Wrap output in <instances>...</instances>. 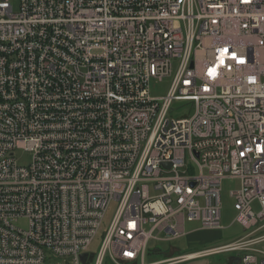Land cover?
Returning <instances> with one entry per match:
<instances>
[{
	"label": "built area",
	"instance_id": "built-area-1",
	"mask_svg": "<svg viewBox=\"0 0 264 264\" xmlns=\"http://www.w3.org/2000/svg\"><path fill=\"white\" fill-rule=\"evenodd\" d=\"M227 180L246 235L149 263L187 223L222 229ZM263 245L264 0H0V264H264Z\"/></svg>",
	"mask_w": 264,
	"mask_h": 264
},
{
	"label": "rangeland",
	"instance_id": "rangeland-1",
	"mask_svg": "<svg viewBox=\"0 0 264 264\" xmlns=\"http://www.w3.org/2000/svg\"><path fill=\"white\" fill-rule=\"evenodd\" d=\"M15 10L19 8V0H11ZM171 79H165L163 82L152 81L149 87L153 97H163L167 94L170 87ZM186 107L187 103H180L178 107ZM19 157L21 155L19 154ZM30 155L22 156L21 163L25 164L30 161ZM234 189V183L225 181L221 188V204H222V229H200L197 224H186V235L174 241L151 242L149 250L159 251L158 259H164L171 256H179L199 252L204 249L224 246L233 243L246 235L243 227L234 222L236 212L234 211V200L230 196V192ZM253 211L258 213L260 207L257 203L252 205ZM117 209L116 203H113L108 209L103 225L98 232L97 237L90 246L89 254L96 255L102 245L104 235L106 234ZM19 225L23 228L27 227L25 221H21ZM163 237V236H161ZM264 247V245H263ZM231 255L219 254L212 257L196 259L185 264H228ZM150 261V257H147ZM106 264H110L106 262Z\"/></svg>",
	"mask_w": 264,
	"mask_h": 264
},
{
	"label": "trees",
	"instance_id": "trees-1",
	"mask_svg": "<svg viewBox=\"0 0 264 264\" xmlns=\"http://www.w3.org/2000/svg\"><path fill=\"white\" fill-rule=\"evenodd\" d=\"M159 255V251L158 250H155V251H150V250H148V255H147V257L149 256L150 257V261H148L149 263H152L151 262V260L153 261V262H158V261H163V260H168V259H170V258H173V257H166V258H164V259H158V256ZM87 264H92V260L91 261H89Z\"/></svg>",
	"mask_w": 264,
	"mask_h": 264
},
{
	"label": "water",
	"instance_id": "water-1",
	"mask_svg": "<svg viewBox=\"0 0 264 264\" xmlns=\"http://www.w3.org/2000/svg\"><path fill=\"white\" fill-rule=\"evenodd\" d=\"M88 257H89V254H84V255L82 256V261H83L84 264L87 263V259H88ZM238 260H239L238 258H235V261H238Z\"/></svg>",
	"mask_w": 264,
	"mask_h": 264
},
{
	"label": "crops",
	"instance_id": "crops-1",
	"mask_svg": "<svg viewBox=\"0 0 264 264\" xmlns=\"http://www.w3.org/2000/svg\"><path fill=\"white\" fill-rule=\"evenodd\" d=\"M171 257L175 258V257H178V256H171Z\"/></svg>",
	"mask_w": 264,
	"mask_h": 264
}]
</instances>
